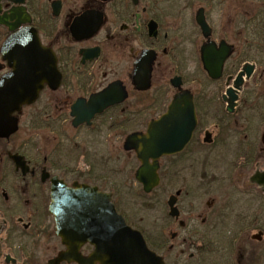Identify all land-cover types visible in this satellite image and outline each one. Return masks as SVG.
Returning a JSON list of instances; mask_svg holds the SVG:
<instances>
[{"label":"flooded vegetation","instance_id":"flooded-vegetation-1","mask_svg":"<svg viewBox=\"0 0 264 264\" xmlns=\"http://www.w3.org/2000/svg\"><path fill=\"white\" fill-rule=\"evenodd\" d=\"M256 15L248 13V0H0L1 95L17 122L13 135L0 138V264H80L77 257L88 259L93 246H68L58 236L50 212L55 195L67 189L66 199L78 201L81 196L72 192L87 185L110 195L120 213L124 194L104 186L120 171V132L129 131L123 142L147 132L185 91L192 95L196 131L181 153L160 160L158 171L161 184L181 187L178 217L170 216L167 201L164 225L149 228L148 246L166 264H248L244 230L251 217L261 221L258 205L245 204L243 213L230 215L233 206L225 202L209 207L199 221L190 201L201 190L214 192L216 176H208L207 159L215 154V142H225L224 158L247 178L239 185L242 193L231 174L224 179L230 191L226 201L235 194H250V202L264 197V100L249 101L244 85L231 106L227 92L248 63L249 50L264 48L249 38ZM202 17L209 38L200 26ZM222 42L234 53L221 79L214 81L203 68L201 52L205 45L220 47ZM252 63L255 76L261 63ZM198 74L205 78L202 84ZM223 81L225 91L207 89ZM41 130H53V142H38ZM122 150L137 160L133 151ZM201 160L203 170L197 174ZM188 172L192 181H206L187 187ZM234 215L239 233L228 224ZM221 216L230 230L223 238L224 252L214 247V222ZM73 227L68 240L84 239L81 228Z\"/></svg>","mask_w":264,"mask_h":264},{"label":"water","instance_id":"water-1","mask_svg":"<svg viewBox=\"0 0 264 264\" xmlns=\"http://www.w3.org/2000/svg\"><path fill=\"white\" fill-rule=\"evenodd\" d=\"M200 26L206 38L210 36V28L203 17L199 19ZM213 44V43H211ZM234 48L222 42L220 47L205 45L202 48V62L204 69L213 80L222 76L225 62L233 54ZM255 66L246 64L236 78L233 89L228 90L231 96L230 105H234L238 99L237 92L243 87L245 80H250L254 74ZM4 90L0 83V138H6L17 130L16 119L6 112V99L1 95ZM37 89L34 90V94ZM33 101L25 100V103ZM75 117H82L73 114ZM79 124V123H78ZM76 124V126L78 125ZM197 126L196 111L192 95L185 91L177 95L172 102L169 112L159 120L153 121L147 133L130 135L124 144L126 151H135L141 163L136 173V180L142 184L144 192L150 194L160 184L158 175L159 160L164 156H171L183 151L190 143ZM210 136L208 135L209 141ZM152 161V163H151ZM261 184L264 183V179ZM58 186L64 187L58 184ZM78 191L72 192L81 196L78 201L70 202L66 197L70 191L55 195L51 213L55 216L57 234L63 238L64 244L71 243L90 244L95 251L88 259L76 258L80 264H165L164 260L152 252L141 232L129 227L111 203V196L99 193L96 189L87 185H77ZM59 192V191H58ZM176 198L171 197L169 205L170 215L178 216L175 208ZM79 226V235L84 239L70 242V227ZM73 227V228H74ZM76 251V250H75ZM64 259L66 255L62 256Z\"/></svg>","mask_w":264,"mask_h":264},{"label":"rangeland","instance_id":"rangeland-1","mask_svg":"<svg viewBox=\"0 0 264 264\" xmlns=\"http://www.w3.org/2000/svg\"><path fill=\"white\" fill-rule=\"evenodd\" d=\"M262 1L264 0H248V13L249 14L257 13L256 18H255V20L257 21L259 20L257 18L258 14H260L258 13V11L261 10V12L264 13L263 6L261 5ZM240 20H241V15L237 17V21L240 22ZM255 30L256 28L253 29L250 26L249 37L251 39L255 37L256 32L255 33L253 32ZM219 32L220 30L218 31V33ZM257 41L260 42L261 38H259ZM196 76L200 78L199 80L202 84L205 80L204 76L201 74L200 75L198 74ZM207 89L211 90L212 92L222 91V90L225 91V81L219 82L216 84L212 83ZM261 91H263L262 93H264V64H261L259 66L257 74L254 76L252 80H250L249 82L245 84V87L243 90L244 94L247 96V99H249V101L251 100L252 103L253 102L262 103V101H259V100H264V96L261 95ZM251 93H253L254 96L253 95L251 96ZM263 130H264V127L262 128V132ZM128 132L129 131H127V129L122 130L120 132L121 139H120L119 145L121 147V153H120L119 174L116 175L115 173L116 177L114 178H106L104 181V186L108 188L109 190L111 189L119 190L122 192V194H124V197H123L124 201H122L120 207H121V210L125 212V215L127 216L129 224L133 226L134 228L142 231L144 234L148 235V231L151 226L158 225L160 228L161 226L164 225V220H165L164 217L166 214L164 211V205L166 204L169 196L172 194L173 195L176 194L177 190H179L181 187L177 186L176 184L172 186V185L166 184L167 182L163 181L159 190H157L156 193L149 195L147 200L145 199L146 195L143 194L142 186L135 179V171L138 169L139 163L135 159L134 157L135 155L133 153L131 154L125 153L122 150V147L124 144L123 138L126 137L125 135ZM52 133H53V130H41L38 142H53ZM56 134L58 133L56 132ZM106 135L107 133H105V135H103L102 137H106ZM222 137H223V132H222ZM260 137H261V134H260ZM202 138H204V135L202 136ZM76 141H80V140H76ZM76 141L72 140V142H76ZM59 142H68V140L60 139ZM215 145L217 147L215 154L211 156V159H207V160H210L208 161L207 164L211 165L212 167V168L210 166L207 167V170H210L209 172L210 174L208 176L212 174H215L213 176H216L215 178L216 184L214 183L215 185L213 186L214 192L212 193L211 191L210 192L211 194H210L208 192L201 190V192L195 194L193 201L189 200L190 205L192 204L193 206L197 208L198 211L196 215L200 216L199 221H202L203 218H206L207 214L210 212V208H213L214 206V209H217L219 208L218 204L222 206V204H224L225 202L226 204L227 202L231 203L233 206V210L229 212L230 215L231 213H234V212L236 213V215L240 214L241 212L243 213V207L245 204L247 206L249 205V203L258 205L259 207L258 217L261 219V221H259L258 223L256 219L251 221L252 220V217H251L248 224H246L244 235H246L247 242H245V244L247 246V251L249 253V258L247 259L248 264H264V197L261 198L262 200L260 199L261 202L260 201L258 202L257 200H255L254 202H250L252 198L250 194L249 196L248 195L242 196L241 194L233 193V195L235 194L234 197H232L230 201L228 200L226 201L228 192L230 191L228 190L227 183L226 182L224 183V179L228 175L231 174L234 184L237 186V188H239L240 193H242L243 188L239 187V185L241 182H245L247 178L244 176L243 172L239 171L235 167H234L235 169L231 168V164L229 160L224 158L225 157L224 156L225 142H215ZM203 162L204 161L201 160V162L198 163V166H197L198 169L196 170L198 171L197 174L201 173V171L203 170L202 169ZM260 170L264 171V162L262 163ZM192 176L193 174H190L188 172V175L186 176L187 187H190V186L196 187L197 185H199V183L203 182L204 184V181H206V179H203L201 177L199 180L196 178L195 180L192 181L191 179ZM209 183H210V179L207 180L206 184H209ZM167 185H169L170 190H168ZM171 187L173 189H171ZM254 192H256L255 189H254ZM257 210L258 209H256V211ZM224 212H226L225 209H224ZM255 213L256 212H254V214ZM254 216H257V215L255 214ZM221 217L223 220L220 221L216 219L214 222L216 226V229H214V235L216 237H219V235L225 236L223 234L224 232L223 230H225L227 234L230 231L228 230L225 216H221ZM228 224L230 226L232 225L233 231L235 230L238 231L239 226L237 224L235 215L232 216V223L228 222ZM168 237H170L169 234H168ZM215 239H214L215 249L220 252L226 251L224 249L226 242L222 239H218V238H215ZM242 240L244 241V237ZM251 257L253 259H251Z\"/></svg>","mask_w":264,"mask_h":264},{"label":"trees","instance_id":"trees-1","mask_svg":"<svg viewBox=\"0 0 264 264\" xmlns=\"http://www.w3.org/2000/svg\"><path fill=\"white\" fill-rule=\"evenodd\" d=\"M253 32H254V33L256 32V34H255L256 37L259 36V38H264V25H263L262 28H259V27H258V29H256V30L253 31ZM253 57H254V56H253Z\"/></svg>","mask_w":264,"mask_h":264}]
</instances>
